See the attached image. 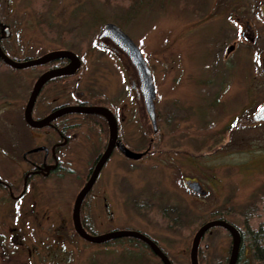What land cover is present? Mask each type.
<instances>
[{"label": "rangeland", "instance_id": "obj_1", "mask_svg": "<svg viewBox=\"0 0 264 264\" xmlns=\"http://www.w3.org/2000/svg\"><path fill=\"white\" fill-rule=\"evenodd\" d=\"M187 1L1 0L0 5L2 20L11 16L8 20L17 21L12 23L15 37L2 42L9 58L37 59L60 49L87 52L84 76L95 86L94 93L105 94L106 103L118 110L120 142L138 154L155 138L151 153L138 161L112 154L94 203H102L103 223L107 214V223L115 226L120 219L146 231L174 264H190L193 236L205 221L224 217L242 232L247 225L264 224V125L253 121L264 105V0ZM246 22L254 37L245 31ZM107 23L130 37L151 70L159 118L156 136L125 78L126 72L134 78L132 67L127 71L123 61L98 47ZM241 31L246 34L240 43ZM233 45L235 53L227 55L225 49ZM96 57H102V67ZM43 69L14 70L0 64V147L29 141L23 111ZM206 79L218 80L222 87L214 108L206 102ZM39 111L37 101L32 118ZM65 154L77 183L93 157L91 144ZM185 178L197 180L206 195L186 191ZM59 206L66 215L65 206ZM103 223L100 233L109 230ZM74 239L68 244L71 264H141L147 253L128 241L98 246ZM230 245L226 232L211 229L201 242L202 264L226 262ZM238 264H254L248 242H243Z\"/></svg>", "mask_w": 264, "mask_h": 264}, {"label": "flooded vegetation", "instance_id": "obj_2", "mask_svg": "<svg viewBox=\"0 0 264 264\" xmlns=\"http://www.w3.org/2000/svg\"><path fill=\"white\" fill-rule=\"evenodd\" d=\"M191 3L192 1L190 0L187 1L186 4L190 5ZM10 17L11 16H8L7 20H2L0 18V45H2L3 41H10L15 37L16 27H13L12 23L16 24L17 21L15 23L8 20ZM227 23L233 24V21L227 20ZM245 31L247 33L250 31L252 37H254L249 22H246ZM101 32L102 30L98 35V47L100 49L109 50L108 53L111 56L116 57L120 62L123 61L124 65L127 67V71H130V67H132L134 78L130 79L127 72L125 73V78L130 80V87L134 93L133 97L141 103V106H144L143 96L140 92L139 77L128 56L117 48L109 38H99ZM245 34L246 33L243 31L240 32V43L242 40H245ZM235 49L236 45L229 46L225 49V52L227 55L234 54ZM2 50L5 52L4 47ZM57 51L73 53L79 60L80 65L78 70L71 75L53 78L42 87L34 105L35 107L38 101L40 114L32 118L37 124H40L37 128L29 126L26 123L24 108L23 120L25 126L29 129L27 134L29 141H27L25 145L12 147L10 143H6L4 147H0V156L3 158V162L0 160V264H71L73 261L69 257L71 251L69 250L70 247L68 244L73 242L75 237L89 245L98 246L110 245L112 242L128 241L147 250L146 254L142 251L144 256H141V264H163L150 247L138 239L129 237L119 238L99 245L85 241L75 232L73 222L74 203L78 194L88 183L98 161L107 148L109 130L104 131L105 124L107 127V121L99 113H59L67 108H79L82 110L92 108L109 109L114 115L118 125L117 143L112 154L115 152L121 154L117 147V144L120 142V123L117 119V109L106 103L105 94L94 93V89L92 88H95V86H91L90 80L84 76V56L89 54L87 52L75 53L71 50L60 49L44 53L40 55V57ZM90 57L91 56H89V58ZM227 59L229 58L227 57L224 60ZM94 60H97L96 64L102 67V57H96ZM68 64H70L69 59H59L48 62L42 66L33 67H44L43 71L39 73L36 79L48 71L61 69ZM33 68H29V70ZM221 80L223 83L225 82L223 78ZM204 86L205 89L210 87V91L207 93L208 100L206 102L209 108H214V104L218 102L217 99L219 98L220 86L218 80L214 82L210 79H206L204 80ZM213 86H217L215 94H213L211 90ZM201 99L205 102L203 93H201ZM158 120V114L156 113V123ZM254 123L257 125H259V123L264 125V122ZM152 133L153 136L157 135V132L155 133L152 131ZM86 142L91 144L93 157L88 161L89 163L87 164L86 171L84 175L78 179L79 181H77V184L75 178L78 176L76 177L75 168L70 161H68V157L65 153L67 151L72 152L77 146L83 143L85 144ZM154 142L155 138H152L149 142L151 146L138 152V154L141 155L138 160L143 159L151 153V147ZM103 168L99 171L96 180L80 206L79 224L82 230L89 235L95 236L116 231L138 232L155 243L162 253L167 256L160 247L159 241L146 231L133 228L127 224H121L122 221L120 219L118 220L119 222H115L117 224L115 226L112 223H107L108 220L106 219L108 218L105 217L107 214L103 216L104 223L102 222V203L95 204L94 198L97 196ZM189 183L199 182L195 179L185 178L182 182V186L186 191H190L201 197L206 195L200 183L199 193L193 192L187 186ZM59 205L62 207L65 206L67 210L66 215L65 211L60 212L61 208ZM111 219L113 218L110 217L109 220ZM213 220L226 221L224 217ZM213 220L205 221L203 224ZM102 223L109 227V230L105 233H100L98 231ZM228 223L231 224L230 222ZM210 230L204 234L199 243L197 258L199 256L201 242L205 236L208 235ZM223 231L226 232L225 230ZM150 256L156 258L157 262L154 263L151 259L144 258ZM169 260L171 264H174L171 259ZM198 264H202V262L199 263L198 260ZM219 264H228V259L226 262Z\"/></svg>", "mask_w": 264, "mask_h": 264}, {"label": "water", "instance_id": "obj_3", "mask_svg": "<svg viewBox=\"0 0 264 264\" xmlns=\"http://www.w3.org/2000/svg\"><path fill=\"white\" fill-rule=\"evenodd\" d=\"M99 38H109L114 45L119 48L121 51H123L129 58L132 66L136 70L139 82H140V92L143 96L144 101V107L145 112L147 114V117L150 121L151 127L153 132H157V123H156V114H155V100H156V91L155 86L153 83V77L151 70L149 69L146 61L144 60L142 53L138 49V47L134 44V42L130 39L129 36H127L119 27H117L115 24L107 23L103 26L102 32L99 36ZM59 59H69L70 64L67 66L58 69V70H52L44 73L43 75L39 76L32 88L30 97L27 101L25 111H24V117L25 121L29 126H32L34 128H37L38 125L36 121L32 119V110L36 102V98L38 94L40 93L42 87L51 79L61 77V76H67L74 74L78 68H79V60L77 57L67 51H57L52 52L49 54H46L42 57H39L37 59L32 60H24V61H15L11 58H9L5 52L2 50L0 45V61L7 65L8 67L14 69V70H25L33 67H38L47 64L48 62L59 60ZM69 113H99L101 114L107 121L108 124V130H109V142L107 145L106 150L103 152L102 157L98 161L95 170L93 171V174L91 178L89 179L88 183L84 186V188L81 190V192L76 197L75 203H74V209H73V222L75 227V232L85 241L93 244H104L106 242L116 240L119 238H134L138 239L145 244H147L150 249L153 251V253L160 259V261L163 264H171L170 260L166 255L162 253V251L158 248V246L153 243L148 238L144 237L138 232L133 231H116L111 232L103 235H89L85 231L82 230L79 224V210L80 206L83 202V199L88 194L89 190L91 189L94 181L96 180V177L101 170V168L104 167L108 159L110 158L113 149L117 143V133H118V125L117 121L112 114V112L107 108H92V109H79V108H67L64 109L59 114H69ZM254 122H264V105L258 109V111L253 116ZM117 147L121 154L129 158L131 160H138L141 155L140 154H134L130 152L122 143H118ZM193 192L199 193L200 192V185L199 183H189L187 185ZM212 228H221L225 230L231 238V247H230V254L228 258V264H236L239 256L240 246H241V235L239 230L229 224L228 222L224 220H213L210 222H207L203 224L195 233L191 250H190V264H198V258H197V252H198V246L203 238L204 234L212 229Z\"/></svg>", "mask_w": 264, "mask_h": 264}, {"label": "trees", "instance_id": "obj_4", "mask_svg": "<svg viewBox=\"0 0 264 264\" xmlns=\"http://www.w3.org/2000/svg\"><path fill=\"white\" fill-rule=\"evenodd\" d=\"M2 49L3 46L1 45ZM1 65H5L0 61ZM7 66V65H5ZM108 130V124L104 131ZM263 208H264V202H263ZM247 221H245L246 223ZM247 224V223H246ZM239 230V229H238ZM241 235V246L238 256V261L240 258V253L242 250L243 242H248V246L251 250V257L254 264H264V224L258 225L256 228H250L248 225L245 227V231H240ZM199 263L203 261L202 255L199 253L198 256ZM237 261V264H238Z\"/></svg>", "mask_w": 264, "mask_h": 264}]
</instances>
